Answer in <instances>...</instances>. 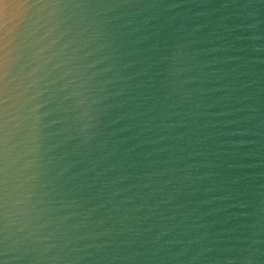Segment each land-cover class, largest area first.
I'll return each mask as SVG.
<instances>
[{"label":"water","instance_id":"95a60500","mask_svg":"<svg viewBox=\"0 0 264 264\" xmlns=\"http://www.w3.org/2000/svg\"><path fill=\"white\" fill-rule=\"evenodd\" d=\"M3 264H264V0H0Z\"/></svg>","mask_w":264,"mask_h":264},{"label":"snow or ice","instance_id":"6c2138e0","mask_svg":"<svg viewBox=\"0 0 264 264\" xmlns=\"http://www.w3.org/2000/svg\"><path fill=\"white\" fill-rule=\"evenodd\" d=\"M0 72H2V68H0ZM0 91H2V90H0ZM0 99H2V97H0ZM0 264H3L2 260H0Z\"/></svg>","mask_w":264,"mask_h":264}]
</instances>
